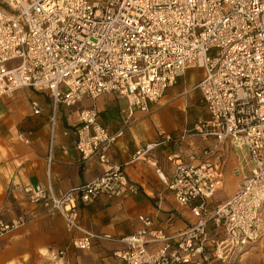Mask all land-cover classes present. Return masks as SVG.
<instances>
[{"label": "built area", "instance_id": "obj_1", "mask_svg": "<svg viewBox=\"0 0 264 264\" xmlns=\"http://www.w3.org/2000/svg\"><path fill=\"white\" fill-rule=\"evenodd\" d=\"M188 70L203 72L195 89L206 117L145 145L131 162L165 142L208 143L186 158L170 156V181L157 170L195 222L168 235L140 215L141 228L119 239L81 229V206L138 193L124 166L108 157L123 132L110 135L95 108H82L74 148L82 162L99 164L100 175L60 195L40 184L13 189L43 214L61 217L67 232L79 233L71 240L74 250L108 240L123 246L113 252L119 264H238L264 244V0H0V98L25 88L45 93L52 101L51 132L58 105L74 108L105 94L148 112ZM31 109L40 113L35 102ZM17 139L30 142L22 134ZM225 150L235 154L231 173L240 184L210 210L208 202L223 188ZM28 222L25 213L0 216V239ZM210 222L218 234L209 232Z\"/></svg>", "mask_w": 264, "mask_h": 264}, {"label": "crops", "instance_id": "obj_2", "mask_svg": "<svg viewBox=\"0 0 264 264\" xmlns=\"http://www.w3.org/2000/svg\"><path fill=\"white\" fill-rule=\"evenodd\" d=\"M202 77V71L191 78L186 72L179 84L167 90L157 104L149 106L148 112H141L126 99L111 94L96 100L84 99L74 108L58 105L52 132L49 121L52 101L45 93L25 88L9 98H0V216L4 220L18 213L29 216L24 227L0 239V264H119L113 252L122 249L121 244L94 240L90 250H74L71 240L79 233L67 232L61 217L43 214L41 208L29 204L21 194L13 191L17 186L40 184L60 195L100 175L99 164L95 160L82 162L74 148V130L82 108H95L98 122L110 135L123 132L115 140L108 157L112 163L124 166L128 180L137 186L138 193L118 201L100 196L81 206V229L119 239L141 228L140 215L151 218L154 226L168 235L191 226L195 222L191 210L177 204L157 170L166 182L170 181L173 164L168 158L178 152L186 158L208 143L198 138L181 144L165 142L150 151L144 160L131 162V158L145 145L156 143L166 135L174 136L185 126H191L198 117H206L200 94L195 89ZM32 102L38 105L40 113L32 112ZM173 111L180 118L173 116ZM19 134L29 139L28 145L18 141ZM225 152L223 188L208 202L210 210L225 202L240 184L231 173L235 154L231 150ZM209 232L218 234L219 229L210 222ZM56 254L59 255L54 259ZM238 264H264V244L249 250Z\"/></svg>", "mask_w": 264, "mask_h": 264}, {"label": "rangeland", "instance_id": "obj_3", "mask_svg": "<svg viewBox=\"0 0 264 264\" xmlns=\"http://www.w3.org/2000/svg\"><path fill=\"white\" fill-rule=\"evenodd\" d=\"M200 73H201V71H199V70H188V71H187V76H189L190 78H191V77H196V76L199 75ZM182 78H184V77H182ZM182 78H181V79H182ZM177 84H179V79L177 80V83H176L175 85H177ZM175 85H174V86H175ZM174 86H173V87H174ZM172 115L175 116V117H177V118H180V116L178 115V113L175 112V111L172 112Z\"/></svg>", "mask_w": 264, "mask_h": 264}]
</instances>
